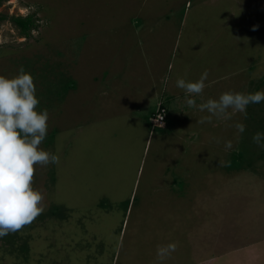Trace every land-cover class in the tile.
<instances>
[{
    "label": "rangeland",
    "instance_id": "rangeland-1",
    "mask_svg": "<svg viewBox=\"0 0 264 264\" xmlns=\"http://www.w3.org/2000/svg\"><path fill=\"white\" fill-rule=\"evenodd\" d=\"M0 13V75L33 76L40 147L60 157L36 166L45 211L0 238V264H157L169 242L163 264H264V101L199 124L208 113L176 87L207 70L197 106L264 91V0H4ZM30 14L24 36L9 17ZM166 93L191 113L152 119Z\"/></svg>",
    "mask_w": 264,
    "mask_h": 264
},
{
    "label": "clouds",
    "instance_id": "clouds-1",
    "mask_svg": "<svg viewBox=\"0 0 264 264\" xmlns=\"http://www.w3.org/2000/svg\"><path fill=\"white\" fill-rule=\"evenodd\" d=\"M207 78L208 71L204 70L195 81L176 80V87L186 94V104L208 113L199 118V124L212 123L214 119L227 122L236 113L246 118L249 104L264 101V91H224L218 98H209L197 106L189 97L203 93ZM38 105L33 76L23 66L13 77L0 75V238L21 231L45 211L44 195L33 187L36 166L60 163L58 154L40 147L47 136L49 113L47 109L38 111ZM230 126L236 130L237 139L246 127L242 122ZM213 139L220 143L218 138ZM252 139L260 144L264 136L256 133ZM232 147V140L224 141L225 152ZM176 248L175 242L157 245V264H163Z\"/></svg>",
    "mask_w": 264,
    "mask_h": 264
},
{
    "label": "trees",
    "instance_id": "trees-1",
    "mask_svg": "<svg viewBox=\"0 0 264 264\" xmlns=\"http://www.w3.org/2000/svg\"><path fill=\"white\" fill-rule=\"evenodd\" d=\"M2 1L4 0H0V4ZM6 17V14L0 13V21L6 19ZM9 19L19 28L24 36H28L31 28L35 26L34 18L31 14L27 16H10Z\"/></svg>",
    "mask_w": 264,
    "mask_h": 264
},
{
    "label": "crops",
    "instance_id": "crops-1",
    "mask_svg": "<svg viewBox=\"0 0 264 264\" xmlns=\"http://www.w3.org/2000/svg\"><path fill=\"white\" fill-rule=\"evenodd\" d=\"M169 95H172V94H170V93H166V97L164 98V102L166 101V98H167V103L166 104H168V105H166V107L168 108V110L170 111L171 109H173L172 111H173V116H177V115H185V114H187V113H191V111H189V110H185V109H183L182 111H177V109H178V106L179 105H181V103H182V107L185 105L184 104V101H182L181 103L179 102V103H177V105H173V104H171L170 103V99H169ZM181 107V108H182ZM192 108V107H191ZM191 108H189V109H191ZM170 113H171V111H170ZM170 115V114H169ZM167 123H168V125L170 126V120H168L167 121Z\"/></svg>",
    "mask_w": 264,
    "mask_h": 264
},
{
    "label": "built area",
    "instance_id": "built-area-1",
    "mask_svg": "<svg viewBox=\"0 0 264 264\" xmlns=\"http://www.w3.org/2000/svg\"><path fill=\"white\" fill-rule=\"evenodd\" d=\"M166 112H167L166 106L162 105L161 103L158 105L157 110L155 111V113L152 115L151 118L161 120L166 115Z\"/></svg>",
    "mask_w": 264,
    "mask_h": 264
}]
</instances>
